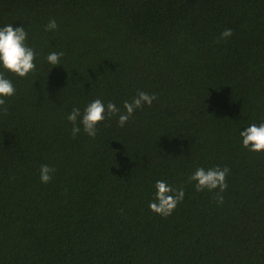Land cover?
<instances>
[{
  "label": "trees",
  "instance_id": "trees-1",
  "mask_svg": "<svg viewBox=\"0 0 264 264\" xmlns=\"http://www.w3.org/2000/svg\"><path fill=\"white\" fill-rule=\"evenodd\" d=\"M9 24L36 68H0L15 88L0 97V264H264V150L240 136L264 122V0H0ZM138 92L156 99L123 127L106 115L73 138V108L124 112ZM217 166L227 189L197 192L189 177ZM158 180L184 191L168 217L149 209Z\"/></svg>",
  "mask_w": 264,
  "mask_h": 264
},
{
  "label": "clouds",
  "instance_id": "clouds-1",
  "mask_svg": "<svg viewBox=\"0 0 264 264\" xmlns=\"http://www.w3.org/2000/svg\"><path fill=\"white\" fill-rule=\"evenodd\" d=\"M57 28L55 19L49 20L45 25V31H52ZM232 35L231 29H225L221 33V39H227ZM28 33L24 27H13L11 24L0 27V68L9 71L21 78L26 77L30 72L34 71L36 65L35 52L26 43ZM64 55L63 52H52L47 56V61L53 66L60 64V58ZM15 93V88L9 79H6L2 72H0V97H11ZM0 98V106L5 105V99ZM155 95H150L146 92H138L131 101H125L123 104L124 112L112 102L107 105L100 99H95L90 102L81 114L80 109L73 108L71 113L67 115V120L72 123L71 129L72 136H75L83 131L89 136L94 138L97 135V126L103 122L107 116H115L119 114L118 125L123 127L129 121L136 109L142 108L147 104L151 106ZM79 118V124H78ZM242 137V145L244 148L252 152H261L264 150V122L252 124L240 132ZM55 169L50 168L48 165H41L40 168V181L48 183L52 179L51 173ZM230 169L224 167L221 169L219 166L215 168L205 169L203 167L197 168L195 172L189 177L190 182H195V189L197 192L204 191L205 189L212 191L219 188V191L224 192L228 185L226 177ZM155 195L152 202L149 203V209L154 213L168 217L176 208L178 203L183 200L184 191L182 188L175 189L168 185L163 180H158L155 183ZM217 200L223 203V196L218 195Z\"/></svg>",
  "mask_w": 264,
  "mask_h": 264
}]
</instances>
